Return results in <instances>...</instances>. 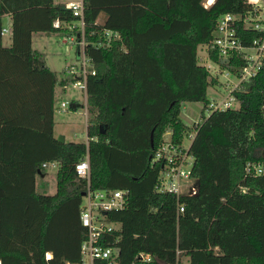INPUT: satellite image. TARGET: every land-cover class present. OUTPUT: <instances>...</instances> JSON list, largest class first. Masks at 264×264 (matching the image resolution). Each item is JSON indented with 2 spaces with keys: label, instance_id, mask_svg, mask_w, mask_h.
Listing matches in <instances>:
<instances>
[{
  "label": "trees",
  "instance_id": "trees-1",
  "mask_svg": "<svg viewBox=\"0 0 264 264\" xmlns=\"http://www.w3.org/2000/svg\"><path fill=\"white\" fill-rule=\"evenodd\" d=\"M206 1L84 0L86 53L97 67L87 85L88 140L61 142L54 132L59 77L33 47V34H69L55 22L77 17L55 0H0V264L80 260L87 180L76 165L87 156L93 189L129 190L124 208L108 212L122 226L105 241L120 248L119 264H133L140 252L155 257L145 264H181L182 257L190 264H264V175L247 171L248 163L264 162V69L238 92L239 108L214 110L200 123L191 145L198 193L155 189V149L170 132L178 142L193 129L181 118L183 104L208 106V87L218 82L200 63L199 46L214 40L221 14L253 6ZM7 15L9 46L2 35ZM239 31L246 45L262 36ZM212 58L220 61L214 52ZM50 161L59 162L52 195L34 186Z\"/></svg>",
  "mask_w": 264,
  "mask_h": 264
},
{
  "label": "built area",
  "instance_id": "built-area-1",
  "mask_svg": "<svg viewBox=\"0 0 264 264\" xmlns=\"http://www.w3.org/2000/svg\"><path fill=\"white\" fill-rule=\"evenodd\" d=\"M214 1L207 0L205 6L212 5ZM249 1L253 6L248 12L244 14L228 12L218 17L216 37L211 43L203 45L206 49V56L199 54L201 64L207 67L204 63L205 59L213 61L218 67L215 73L223 74L226 77L223 84L226 94L222 100L213 99L210 101L206 106L208 115L214 110L235 108V103L240 102L238 92L243 91L245 83L257 77L260 71L264 69V3L255 0ZM68 6L72 9L77 20L63 23L57 20L55 26L64 27L69 31V34L66 33L67 35L64 37L65 43L78 44L81 64L80 67L76 65L67 66L62 78L58 80L56 89L58 87L61 91H65L71 85L77 86L84 95L85 114L87 115L88 78L96 75L97 67L86 53L87 31L84 18V0L72 1ZM98 22L100 21L98 20ZM240 26L244 30L258 31L262 33V36L255 38L252 44L246 45L239 31ZM9 32H11V28L4 26L2 35ZM212 52L217 54L219 62L213 60ZM235 61H241V64H235ZM207 68L210 71L211 67L208 66ZM212 76L218 79L217 76ZM60 108L62 110L78 109L74 101L67 100L61 101ZM204 117L201 121L194 122L193 129L185 133L186 135L184 134L181 141H173L170 132L155 149L151 157V165L158 169V177L155 183L157 192H170L178 196L196 195L198 193V185L192 178L195 158L191 153V145ZM186 136L189 138L188 144L184 142ZM49 166L58 168L59 162L43 163L44 168ZM76 171L80 177L87 180L86 194L83 196L87 198V205L81 209L80 214L81 223L86 229L87 236L80 244V260L68 264H119L120 248L116 245H105V241L109 233L120 231L122 226L120 222L109 219L108 212L124 208L129 190L93 189L90 181L89 156L77 163ZM247 171L249 174L257 176L264 175V162L248 163ZM185 182L189 183L186 188L183 187ZM179 210L184 211V208L181 206ZM50 257L51 254L48 253L47 258ZM154 260L153 254L140 252L136 255L133 264H145Z\"/></svg>",
  "mask_w": 264,
  "mask_h": 264
},
{
  "label": "rangeland",
  "instance_id": "rangeland-1",
  "mask_svg": "<svg viewBox=\"0 0 264 264\" xmlns=\"http://www.w3.org/2000/svg\"><path fill=\"white\" fill-rule=\"evenodd\" d=\"M255 1L264 3V0ZM105 17L106 14H101L99 17V21L104 22ZM4 26L11 28L10 19L7 16L4 17ZM66 35L67 34L62 31L52 32L49 34L36 32L33 34V47L46 54V61L49 68L53 70L59 78H62L67 66L76 65L77 67H80L81 64V58L79 56L80 47L77 43H65L63 40ZM11 42V32L3 35L4 45L9 46ZM198 53L202 56H206V49L205 47H203V45L199 46ZM204 63L207 65V67H211V74L218 77V82L216 84L219 83L218 85L212 84L208 87L207 99L209 101H212L213 99L217 101L222 100V97L226 94V89L223 85L226 81V77L223 74L215 73L218 67L213 61L205 59ZM212 77L213 76H211V78ZM216 89L218 92L216 91ZM64 100L70 102L74 101L78 109L62 110L60 108V103ZM239 107L240 102H236L235 108ZM85 111L86 109L84 95L77 86L74 87L73 85H71L65 91H61V89L57 87L54 107L55 135L57 137L60 135L65 136L66 142L86 141L88 138L87 119L88 116L90 117L92 115V113L88 109L86 115ZM204 116H208V110L206 109L205 102L195 101L186 102L185 104H183L181 110V118L192 128L194 127V122L201 121ZM184 142L186 144L189 143V138L187 136L184 138ZM34 186L35 190L39 193L49 195L55 194L57 191V168L49 166L44 170V173H38L35 179ZM86 205L87 198L83 197L81 202V209ZM181 264H190L188 257H182Z\"/></svg>",
  "mask_w": 264,
  "mask_h": 264
},
{
  "label": "crops",
  "instance_id": "crops-1",
  "mask_svg": "<svg viewBox=\"0 0 264 264\" xmlns=\"http://www.w3.org/2000/svg\"><path fill=\"white\" fill-rule=\"evenodd\" d=\"M75 1V0H55V3L57 4H62V5H69L70 2ZM7 17L10 19V24H11V17L7 15Z\"/></svg>",
  "mask_w": 264,
  "mask_h": 264
},
{
  "label": "water",
  "instance_id": "water-1",
  "mask_svg": "<svg viewBox=\"0 0 264 264\" xmlns=\"http://www.w3.org/2000/svg\"><path fill=\"white\" fill-rule=\"evenodd\" d=\"M58 139L61 141V142H66V139H65V136H63V135H60V136H58ZM85 192L82 194L83 196H85Z\"/></svg>",
  "mask_w": 264,
  "mask_h": 264
},
{
  "label": "bare ground",
  "instance_id": "bare-ground-1",
  "mask_svg": "<svg viewBox=\"0 0 264 264\" xmlns=\"http://www.w3.org/2000/svg\"><path fill=\"white\" fill-rule=\"evenodd\" d=\"M189 186V183L188 182H185L184 184H183V187H188Z\"/></svg>",
  "mask_w": 264,
  "mask_h": 264
}]
</instances>
